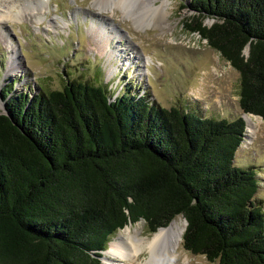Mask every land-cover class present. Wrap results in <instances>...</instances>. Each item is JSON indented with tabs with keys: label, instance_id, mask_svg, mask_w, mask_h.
<instances>
[{
	"label": "trees",
	"instance_id": "1",
	"mask_svg": "<svg viewBox=\"0 0 264 264\" xmlns=\"http://www.w3.org/2000/svg\"><path fill=\"white\" fill-rule=\"evenodd\" d=\"M189 9L186 30L239 72L243 113L264 120V0ZM3 99L0 264H102L117 231L143 220L156 233L179 216L191 254L264 264L257 172L235 165L242 116L202 118L78 81L33 96L10 88Z\"/></svg>",
	"mask_w": 264,
	"mask_h": 264
},
{
	"label": "rangeland",
	"instance_id": "2",
	"mask_svg": "<svg viewBox=\"0 0 264 264\" xmlns=\"http://www.w3.org/2000/svg\"><path fill=\"white\" fill-rule=\"evenodd\" d=\"M164 3L167 15L150 9L152 4L160 8ZM190 3L0 0V112L5 111L3 90L33 96L61 91L67 83L78 81L106 87L113 99L130 91L162 108L175 107L202 118L241 117L240 74L207 41L186 30V20L194 16ZM213 23L205 20L206 25ZM99 35L110 37L106 48L100 46ZM254 139L247 137L246 129L235 165L256 170L260 188L254 201L264 210V130ZM173 222L186 231L184 217ZM128 226L133 233L154 235L143 220ZM181 245L180 259L174 264H219L186 251L183 241Z\"/></svg>",
	"mask_w": 264,
	"mask_h": 264
},
{
	"label": "bare ground",
	"instance_id": "3",
	"mask_svg": "<svg viewBox=\"0 0 264 264\" xmlns=\"http://www.w3.org/2000/svg\"><path fill=\"white\" fill-rule=\"evenodd\" d=\"M153 5L150 9H155L154 14H162V12L169 14L166 10L167 3L160 8ZM99 38L100 46L106 48L105 42H109L110 37L99 35ZM10 46L11 49H15L14 46ZM117 52L122 53L123 50L119 49ZM245 119L247 137L253 140L264 130V121L258 116L249 114L245 115ZM184 231L185 228H178L177 223L173 222L168 228L160 229L154 235L145 237L138 230L133 233L132 227L127 226L120 231L116 239L110 242L106 253L109 258L105 259V264H174L180 259L179 250L182 246Z\"/></svg>",
	"mask_w": 264,
	"mask_h": 264
},
{
	"label": "water",
	"instance_id": "4",
	"mask_svg": "<svg viewBox=\"0 0 264 264\" xmlns=\"http://www.w3.org/2000/svg\"><path fill=\"white\" fill-rule=\"evenodd\" d=\"M247 53H248V51H247ZM2 113H4V112H2ZM245 115H248V114H243L242 115V118L245 120V122H246V119H245ZM249 115H252V114H249ZM255 116V115H254ZM259 117V116H258ZM261 118V117H260ZM247 124V123H246ZM186 224L188 225V223H187V221H186ZM170 226V225H169ZM168 226V227H169ZM168 227H166V228H168ZM162 229V228H161ZM103 255H104V252H103ZM103 258H104V256L101 258L102 260H103ZM103 264V263H102Z\"/></svg>",
	"mask_w": 264,
	"mask_h": 264
}]
</instances>
